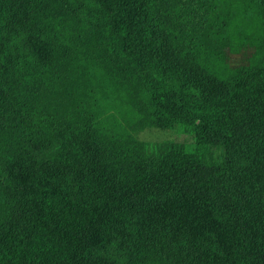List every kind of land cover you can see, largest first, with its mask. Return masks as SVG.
Wrapping results in <instances>:
<instances>
[{
    "label": "trees",
    "instance_id": "obj_1",
    "mask_svg": "<svg viewBox=\"0 0 264 264\" xmlns=\"http://www.w3.org/2000/svg\"><path fill=\"white\" fill-rule=\"evenodd\" d=\"M0 264H264V0H0Z\"/></svg>",
    "mask_w": 264,
    "mask_h": 264
},
{
    "label": "rangeland",
    "instance_id": "obj_2",
    "mask_svg": "<svg viewBox=\"0 0 264 264\" xmlns=\"http://www.w3.org/2000/svg\"><path fill=\"white\" fill-rule=\"evenodd\" d=\"M138 136L142 139L146 140H159L163 138H169L172 135L166 131L159 130L156 128H148L140 131Z\"/></svg>",
    "mask_w": 264,
    "mask_h": 264
}]
</instances>
